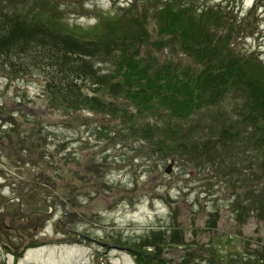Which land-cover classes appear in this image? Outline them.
I'll return each mask as SVG.
<instances>
[{"label":"rangeland","instance_id":"rangeland-1","mask_svg":"<svg viewBox=\"0 0 264 264\" xmlns=\"http://www.w3.org/2000/svg\"><path fill=\"white\" fill-rule=\"evenodd\" d=\"M84 2V10L112 9L130 0ZM202 3L244 24L234 48L264 63V0ZM42 76L6 69L0 57V192L22 200L21 209L17 201L9 205L6 225L0 223V264H137L136 255L146 254L129 244L154 233L158 246L146 252L151 264H220V254L241 260L264 246V220L245 211L238 221L233 210L238 194L262 184L250 154L164 157L154 150L158 137L127 135L129 121L54 108ZM219 122L214 130L184 122V130L209 141ZM30 210L44 215L26 218ZM12 226L22 229L10 236Z\"/></svg>","mask_w":264,"mask_h":264},{"label":"trees","instance_id":"trees-1","mask_svg":"<svg viewBox=\"0 0 264 264\" xmlns=\"http://www.w3.org/2000/svg\"><path fill=\"white\" fill-rule=\"evenodd\" d=\"M85 5L84 0H0V57L6 69L37 70L54 108L129 121L127 135L151 142L158 137V150L153 147L164 157L250 154L248 162L259 163L254 178L262 184L238 194L233 210L238 221L245 211L264 220V63L259 54L241 53L233 45L247 27L202 0H130L112 9L84 10ZM69 11L88 22H71ZM217 121L209 141L184 130V122L195 123L193 130L207 124L214 130ZM158 241L154 233L129 244L146 254L136 255L137 264L153 263L147 248ZM219 257L220 264H260L264 246L241 260Z\"/></svg>","mask_w":264,"mask_h":264},{"label":"flooded vegetation","instance_id":"flooded-vegetation-1","mask_svg":"<svg viewBox=\"0 0 264 264\" xmlns=\"http://www.w3.org/2000/svg\"><path fill=\"white\" fill-rule=\"evenodd\" d=\"M0 185H3V184H0ZM50 197V196H49ZM18 198H17V195H13V196H11V197H8L7 195H3L2 194V192H0V202L1 201H4L3 202V206L2 207H0V223H2V224H5L6 225V220H7V218L9 217L7 214H8V207H9V205L11 204V203H15L16 201L18 202V200H17ZM20 200H21V198H20ZM21 202H22V200L20 201V202H18V206H19V209H21ZM23 204V203H22ZM27 214H29V215H27L26 216V218H32V217H35V221L37 220V219H41L42 217H43V213L42 212H39V211H35V210H30ZM37 223V224H36ZM36 225V228L38 227L37 225H38V222H35V224L33 225V226H35ZM8 228V227H7ZM21 230L22 228L19 226H16V228L14 227V226H12V228L10 227L9 228V230L7 231V230H5V231H3V233H6V231L10 234V236H11V233L10 232H14V231H16V230ZM2 230H3V228H2V226L0 225V232H2ZM73 232V231H72ZM75 232V231H74ZM75 233H78V232H75ZM78 234H80V233H78ZM80 235H82L83 236V234H80Z\"/></svg>","mask_w":264,"mask_h":264},{"label":"water","instance_id":"water-1","mask_svg":"<svg viewBox=\"0 0 264 264\" xmlns=\"http://www.w3.org/2000/svg\"><path fill=\"white\" fill-rule=\"evenodd\" d=\"M22 206V205H21ZM27 215V214H26Z\"/></svg>","mask_w":264,"mask_h":264}]
</instances>
